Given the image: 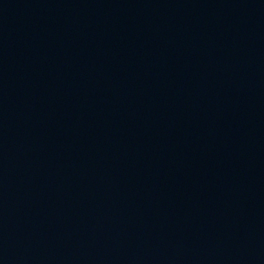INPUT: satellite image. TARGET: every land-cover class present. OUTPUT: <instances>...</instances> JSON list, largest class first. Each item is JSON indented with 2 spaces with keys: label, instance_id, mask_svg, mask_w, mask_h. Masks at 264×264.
<instances>
[{
  "label": "water",
  "instance_id": "1",
  "mask_svg": "<svg viewBox=\"0 0 264 264\" xmlns=\"http://www.w3.org/2000/svg\"><path fill=\"white\" fill-rule=\"evenodd\" d=\"M0 264H264V0H0Z\"/></svg>",
  "mask_w": 264,
  "mask_h": 264
}]
</instances>
